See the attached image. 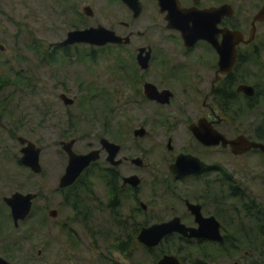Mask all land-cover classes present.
Masks as SVG:
<instances>
[{"label":"flooded vegetation","instance_id":"af4514ba","mask_svg":"<svg viewBox=\"0 0 264 264\" xmlns=\"http://www.w3.org/2000/svg\"><path fill=\"white\" fill-rule=\"evenodd\" d=\"M63 2L74 22L70 31L101 27L119 38L102 46H60L59 42L49 52L58 50L64 59L71 60L68 47L105 49L111 52L113 63L110 80L115 89L110 99L103 90L90 94L101 101L95 110L96 131L90 134L88 149L78 153L95 151L97 159L83 170L78 183L66 188L57 184L59 196L71 211L67 219H92L95 211L96 218L106 219L98 225L108 230L112 224L124 240L117 242L122 251L115 247L122 255L128 253L127 242L137 241L141 229L165 222L146 224L149 219L176 218L182 224L181 219H192L193 226L184 225L193 228L198 227L194 219H214L220 241L186 239L178 234L164 239L175 236L207 243L211 257L234 254L237 246L241 249L247 243L245 257L256 251L263 255V243L253 245L248 235L254 232H246V225L248 219H264V200L249 192L242 181L245 178H240L236 169L221 165L216 158L246 155L264 162V20L256 18L264 0H136L130 5L122 0ZM66 87V82L58 86L62 92L59 99L61 94L70 98L64 93ZM70 99H74L72 105L77 101L75 97ZM238 112L245 120L236 130L229 118ZM239 138L244 150L234 154L229 142ZM141 141L145 145L137 146ZM61 142H68L65 135L59 146ZM146 148L153 150L148 152ZM164 148L168 157L154 165L155 156L149 154ZM184 156L195 160L184 170L191 173L172 172L175 170L171 167ZM200 164L203 166L198 168ZM92 173L97 177L99 192L90 181ZM35 199L25 219L31 215ZM188 205L199 207V218ZM3 207L14 228L24 224V220L14 223L4 201ZM51 211H55L54 217ZM60 213L51 209L47 215L57 219ZM232 223L241 232H235ZM82 231H74V237ZM243 239L247 243H241ZM139 244L146 251L156 248ZM164 255L173 254H162L155 264ZM249 264L259 263L251 260Z\"/></svg>","mask_w":264,"mask_h":264},{"label":"rangeland","instance_id":"374dc122","mask_svg":"<svg viewBox=\"0 0 264 264\" xmlns=\"http://www.w3.org/2000/svg\"><path fill=\"white\" fill-rule=\"evenodd\" d=\"M73 25V18L67 15L63 0H0V257L10 264H155V257H160L158 251L175 255L181 247L183 252L190 253L192 247L184 246L171 236L152 253L133 239L127 242L125 251L128 253L122 255L115 247L119 246L117 242L124 243V240L117 235L112 224H109L108 230L99 226L98 223L106 219L96 218L95 211L92 212V219H67L71 211L57 189L67 165L59 141L65 135L67 141H75L73 149L77 153L86 151L90 134L96 131L95 110L101 106V101L90 94L95 89L103 90L110 99L115 89L110 80L113 66L111 52L105 49L77 45L68 47L71 60L64 59L58 50L51 52L55 58L50 59L51 46L62 42ZM93 50L94 53L91 52ZM17 76L22 78L20 84ZM64 82L68 87L64 93L77 100L74 105L65 106L58 98L62 93L58 86ZM84 102L87 107L81 109ZM83 114L89 117L81 118ZM229 120L239 130L245 116H240L238 112ZM15 137L26 138L41 149L39 174L19 164L22 154ZM139 144L145 145L142 141L137 146ZM152 150L146 148L148 152ZM155 151L149 154L155 156L154 165L168 157L165 148ZM141 152V149L137 150L136 154L139 156ZM216 161L236 169L240 178H245L242 181L249 192L258 200H264V162L260 158L245 155L232 159L226 156L224 159L216 158ZM91 176L92 186L99 192L97 177L94 173ZM16 192L38 195L31 215L18 228L12 226L2 201ZM51 209L61 212L57 219L48 217L47 212ZM134 220L144 222V219ZM160 220L169 219H149L145 222L152 224ZM181 221L188 226L194 225L192 219ZM232 224L235 232H241L238 225ZM74 231H82L83 234L74 237ZM256 235L254 232L248 236L253 245L259 246L263 241ZM244 242L247 243L241 240V243ZM237 248L234 254L209 257L208 264H249L251 260L259 263L261 254L257 251L245 257L244 250L249 249V243L241 249ZM181 256L185 257V253ZM192 257L195 261L200 259L196 253ZM260 259L264 262V248ZM185 261L190 264L191 260Z\"/></svg>","mask_w":264,"mask_h":264},{"label":"water","instance_id":"95a60500","mask_svg":"<svg viewBox=\"0 0 264 264\" xmlns=\"http://www.w3.org/2000/svg\"><path fill=\"white\" fill-rule=\"evenodd\" d=\"M123 2L130 5L131 1L136 0H122ZM258 20H264V7L258 13ZM234 34V33H232ZM119 38L116 37L112 32L104 30L101 27L98 28H88L84 30H74L67 33L65 39L59 44L60 46H69L76 43H84L94 46H102L108 42L116 43ZM242 88L239 87L238 91ZM60 99L64 101V104L70 106L74 103V99L66 97L61 94ZM19 144L22 146L20 153L22 154L20 158V164L29 168L33 173L39 174L41 172L39 155L41 149L37 147L32 142L26 141L24 138H18ZM75 141L73 139L68 142H61L60 146L62 151L67 155V165L65 167L63 175L59 179V188H66L73 184L83 170L89 166V164L97 159V153L95 151L88 154H78L74 151L73 145ZM246 143V142H245ZM232 146L234 154H240L243 152L242 140L239 138L237 140L229 142ZM250 146L253 145L248 143ZM193 159L188 156L179 157L176 164L172 166L178 174H190L191 171H184L194 164ZM187 163V164H186ZM203 165L200 164L198 168ZM36 198V194L33 193H13L12 195L5 197L3 199L4 203L9 207L11 216L14 223L18 221H23L28 216L31 208L32 201ZM189 209L193 213H197L196 217L199 218V207L188 205ZM195 210V211H194ZM51 217L55 216V211L50 212ZM201 218V217H200ZM195 223L198 224L197 228L187 227L180 222V219H170L165 222L152 224L146 228L140 230L137 241L141 243L144 247L154 248L159 245V243L167 236L172 234H178L182 238L186 239H214L220 241L222 237L218 232V223L214 219H194ZM0 264H10L6 260L0 257ZM157 264H181L179 260L173 255L162 256Z\"/></svg>","mask_w":264,"mask_h":264},{"label":"trees","instance_id":"16d2710c","mask_svg":"<svg viewBox=\"0 0 264 264\" xmlns=\"http://www.w3.org/2000/svg\"><path fill=\"white\" fill-rule=\"evenodd\" d=\"M51 54V53H50ZM91 55V54H90ZM52 56V54H51ZM17 81H19L18 83L20 84L22 82V78L20 76H17L16 78ZM15 83H10L9 85H13L14 86ZM1 88V85H0ZM93 92H97L96 89ZM98 93V92H97ZM95 98V97H92ZM85 103L81 104V109H83V107H85ZM248 224L246 225V232L250 233L255 232L257 235V237L262 238L263 241V248H264V219H253V222L251 221V219H248ZM171 238V237H170ZM169 237L164 239V241H167L168 239H170ZM180 242H182V244L186 247H192V249L189 252H183V249H181V247H179L177 249V252L175 253V255H177L178 257H180V259L185 263L186 259H189L190 264H208L207 259L209 257L212 256V254L210 253V245H208L207 243H200L194 240H186V239H182V238H177ZM161 245V244H160ZM119 249L122 251L123 247H121V245H119ZM153 251H155L154 249H150L147 250L148 253H152ZM159 254V256H161L162 251H158L157 252ZM183 253H185V257H182L181 255H183ZM196 253L197 255H199V260L195 261L193 259V254ZM262 256V255H261ZM260 256V258H261ZM158 257H155V261ZM259 258V264H264L263 261H261V259ZM207 261V263H206ZM256 262V261H255ZM155 263V262H154ZM187 264V263H186Z\"/></svg>","mask_w":264,"mask_h":264},{"label":"clouds","instance_id":"9594fccd","mask_svg":"<svg viewBox=\"0 0 264 264\" xmlns=\"http://www.w3.org/2000/svg\"><path fill=\"white\" fill-rule=\"evenodd\" d=\"M118 255V254H117Z\"/></svg>","mask_w":264,"mask_h":264}]
</instances>
